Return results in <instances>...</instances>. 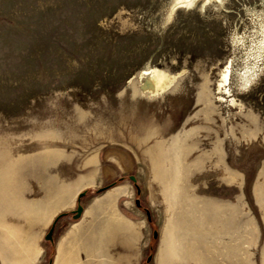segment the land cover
Returning a JSON list of instances; mask_svg holds the SVG:
<instances>
[{"label":"rangeland","instance_id":"1","mask_svg":"<svg viewBox=\"0 0 264 264\" xmlns=\"http://www.w3.org/2000/svg\"><path fill=\"white\" fill-rule=\"evenodd\" d=\"M33 238L32 264H264V0H0V264Z\"/></svg>","mask_w":264,"mask_h":264},{"label":"bare ground","instance_id":"2","mask_svg":"<svg viewBox=\"0 0 264 264\" xmlns=\"http://www.w3.org/2000/svg\"><path fill=\"white\" fill-rule=\"evenodd\" d=\"M234 71V63L233 61H229V65L226 67L225 70L222 72V80L219 85V89L223 90L225 94L231 95L230 89H228V86L230 85L232 74ZM255 72H253L250 77H248L247 82L250 81L249 78H251L254 75ZM142 76L145 77L146 81L142 83V92H148L153 95H159L163 94L172 84V82L175 80V77L172 75H169L165 71L157 68L144 70L142 73ZM142 78V77H141ZM222 93V91H221ZM150 94V95H151ZM208 95V94H207ZM226 96V95H225ZM211 98V97H209ZM227 101V100H226ZM234 103V100H231ZM213 103V102H212ZM209 105V104H208ZM216 106V105H215ZM218 109V108H217ZM211 116V115H210ZM154 154V153H153ZM3 187V186H2ZM1 187V188H2ZM69 189V188H68ZM3 191V190H2ZM4 193V191H3ZM77 193V192H76ZM5 194V193H4ZM3 195V194H2ZM6 195V194H5ZM7 197V195L5 196ZM71 197V196H70ZM7 200V199H6ZM57 210V209H56ZM53 213V212H52ZM18 231V230H17ZM110 231V229H109ZM12 239V238H11ZM21 242V241H20ZM22 243V242H21ZM32 244V243H31ZM34 245V244H32ZM31 246V245H30ZM33 247V246H32ZM7 248V247H6ZM34 250V248H32ZM8 250V249H7ZM11 251V250H10ZM33 252V251H32ZM14 253V252H13ZM6 254V253H5ZM31 254V253H30ZM37 254V253H36ZM30 256V255H28ZM25 257V256H24ZM32 257V254H31ZM28 258V257H27ZM21 261V260H20ZM20 263V262H19Z\"/></svg>","mask_w":264,"mask_h":264},{"label":"crops","instance_id":"3","mask_svg":"<svg viewBox=\"0 0 264 264\" xmlns=\"http://www.w3.org/2000/svg\"><path fill=\"white\" fill-rule=\"evenodd\" d=\"M124 226H123V228H124ZM109 229H110V231H109ZM125 229L131 230L132 235H133V232L135 233L134 228L131 227V226H129V227L126 226ZM118 230H119V227L118 226H115L114 227V226L111 225L110 227H108L107 229H105L104 236L107 237V238H112V237H114V236L117 235V232L116 231H118ZM34 239L35 238H33V240L31 241L32 244H34ZM32 244H30L31 246L28 247V250H29L28 255H30V256L27 255L25 259L21 260V262H25V263L27 262L28 264H32V263H34L36 261V257H37L38 252L34 248L35 245H32ZM32 248H34V250ZM30 253L32 254V257H31V254ZM55 264H65L64 259L62 258L61 255L58 257V260H56V263Z\"/></svg>","mask_w":264,"mask_h":264},{"label":"water","instance_id":"4","mask_svg":"<svg viewBox=\"0 0 264 264\" xmlns=\"http://www.w3.org/2000/svg\"><path fill=\"white\" fill-rule=\"evenodd\" d=\"M134 179V178H133ZM85 195V193L84 192H82V193H80L79 194V200L83 197ZM137 204H138V206H139V202H137ZM83 211H84V208L81 206V205H79L78 206V208L74 211L77 215H82V213H83ZM64 214H61V215H59L57 218H56V220L54 221V224H53V226H52V228L50 229V231H49V233L47 234V236H46V238L48 239V240H51L52 239V235H53V233H54V229H55V225H56V223L58 222V220L63 216ZM154 237H157V233L155 232V234H154ZM151 260V258H149V261Z\"/></svg>","mask_w":264,"mask_h":264}]
</instances>
